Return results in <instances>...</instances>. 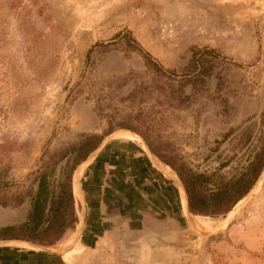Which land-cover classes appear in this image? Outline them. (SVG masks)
I'll list each match as a JSON object with an SVG mask.
<instances>
[{"label": "rangeland", "instance_id": "obj_1", "mask_svg": "<svg viewBox=\"0 0 264 264\" xmlns=\"http://www.w3.org/2000/svg\"><path fill=\"white\" fill-rule=\"evenodd\" d=\"M130 40L163 70L212 50L220 88L212 77L190 106L169 105ZM122 123L166 143L193 171L242 173L264 140V0H0V193L29 185L46 150L103 134L108 124L112 135L120 131L110 141L138 142ZM59 177L57 168L50 186ZM172 178L171 193L140 197L129 211L114 202L90 243L68 232L54 246L62 260L45 263L264 264V176L219 218L187 216Z\"/></svg>", "mask_w": 264, "mask_h": 264}, {"label": "trees", "instance_id": "obj_2", "mask_svg": "<svg viewBox=\"0 0 264 264\" xmlns=\"http://www.w3.org/2000/svg\"><path fill=\"white\" fill-rule=\"evenodd\" d=\"M99 45L108 47V44ZM126 47L138 54L142 53L134 40L127 42ZM141 55L145 68L155 77L153 89L171 106H190L196 96L200 95L207 79H216V90L221 86L223 77L214 72L218 56L212 50H196L187 65L180 70H163L148 54ZM187 87L188 91L185 89ZM135 93H130L129 98H133ZM117 127L141 136L152 154L176 174L185 191L188 211L192 216H226L251 190L264 169V140L242 173L224 179L193 171L166 143L152 140L138 126L122 123ZM114 129L108 124L103 134L81 135L65 148L46 150L41 158V169L31 176L29 185L18 187L17 192L8 193V196L0 193V219L3 222L5 209H16L24 204L29 206L22 222L0 227V241L18 240L50 247L61 242L68 232H72L78 223L72 193L73 172ZM57 168L60 177L54 186H50L48 178L55 175Z\"/></svg>", "mask_w": 264, "mask_h": 264}, {"label": "crops", "instance_id": "obj_3", "mask_svg": "<svg viewBox=\"0 0 264 264\" xmlns=\"http://www.w3.org/2000/svg\"><path fill=\"white\" fill-rule=\"evenodd\" d=\"M154 158V161L151 160L140 142L125 140V138L107 142L96 152L95 156L90 158L80 174L81 176L83 173L79 181L81 198L77 193L76 185L74 189L72 186L74 205L78 206L80 211L78 212V223L70 232L75 238L77 236L76 244H88L93 241V236L96 235L94 233L102 232V228L109 223L108 214L113 212L114 202L117 204L119 202L122 206L121 211L125 212L130 210L129 204L137 206L139 202L137 199L140 197L158 195V190L165 193L172 192L171 174L165 168L158 166L156 161L159 160L155 156ZM23 207L5 209V220L3 222L0 219L2 221L0 227L22 222L25 218L21 210ZM140 210L139 208L131 209L137 212ZM79 227H81L80 230ZM14 247H25L30 250L20 248L18 250ZM61 255L18 242L0 246V264H27L30 258L35 260L34 264H46V260L54 261L55 257L62 260Z\"/></svg>", "mask_w": 264, "mask_h": 264}, {"label": "water", "instance_id": "obj_4", "mask_svg": "<svg viewBox=\"0 0 264 264\" xmlns=\"http://www.w3.org/2000/svg\"><path fill=\"white\" fill-rule=\"evenodd\" d=\"M124 131H126V130H124ZM118 132H120V131H118ZM118 132H116L114 135H109L108 136V138L107 139H105V140H103V142L100 144V146L94 151V152H92L85 160H87L88 158H91L92 156H95V154H96V152L100 149V148H102L107 142H109L110 141V139L112 138V136L114 137V136H116V134L118 133ZM128 132H130V131H128ZM130 133H132L133 135H135V136H137L140 140H138V142H140L143 146H144V148L147 150V152H148V154H149V156H150V158H151V160H155V158H154V156H153V154H152V152H151V150L149 149V147L146 145V143L144 142V140L140 137V136H138V135H136L135 133H133V132H130ZM81 164H82V162L79 164V165H77V167L75 168V170H74V173H73V179L74 178H76V186H77V189H78V194H79V196H80V198H81V193H80V189H79V181H80V176L78 175V172H79V169H80V166H81ZM263 176H264V169H263V171L261 172V174H260V176L258 177V179L256 180V182L254 183V185H253V187L251 188V190L239 201V205H241V203L244 201V199L246 198V196L252 191V190H254L255 188H256V186L261 182V180L263 179ZM184 190V189H183ZM184 194H185V191H184ZM185 197H186V194H185ZM186 208H187V212L185 213L187 216H190V213H189V211H188V205H187V197H186ZM81 217H82V214H81ZM80 228L81 227H79V230H80ZM78 235V234H77ZM76 239H77V236H76V238L74 239V243H75V241H76ZM12 242H18L19 244H23V245H27V246H31V247H33V248H37V249H40V250H43V251H46V252H51V253H56V254H61V253H63L64 251H62V250H59V249H56L55 247H44V246H37V245H34V244H32V243H30V242H25V241H15V240H7L6 242H4V243H2V242H0V246H2V245H5V244H8V245H10V244H12Z\"/></svg>", "mask_w": 264, "mask_h": 264}, {"label": "bare ground", "instance_id": "obj_5", "mask_svg": "<svg viewBox=\"0 0 264 264\" xmlns=\"http://www.w3.org/2000/svg\"><path fill=\"white\" fill-rule=\"evenodd\" d=\"M121 133L131 134L132 136L136 137L135 135H133L132 133L127 132V131H122ZM116 136H117V134H116ZM136 138L139 140L138 137H136ZM157 164H158V161H157ZM158 166H163V165L158 164ZM162 168H165V169H166V167H162ZM168 172H169V171H168ZM170 174H172V176H174L176 182L178 183L179 188L181 189V193H182V197H183L182 200H183V202H184V204H185V209H186V212H187V208H186V197H185V194H184L183 187H182V185H181L179 179H178L175 175H173L172 172H170ZM79 176H80V175H79ZM74 185H76V178H75L74 181H73V189H74V187H75ZM76 188H77V186H76ZM77 193H78V189H77Z\"/></svg>", "mask_w": 264, "mask_h": 264}]
</instances>
